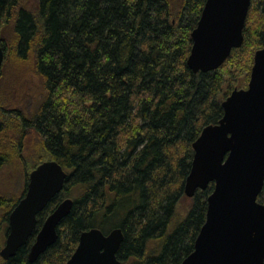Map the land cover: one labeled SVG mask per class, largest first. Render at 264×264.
<instances>
[{
	"label": "trees",
	"instance_id": "trees-1",
	"mask_svg": "<svg viewBox=\"0 0 264 264\" xmlns=\"http://www.w3.org/2000/svg\"><path fill=\"white\" fill-rule=\"evenodd\" d=\"M205 2L35 0L29 7L25 0H0V79L5 75L7 83L12 67L20 72L9 99L23 108L9 110L10 124L0 125V133L10 126L36 135L68 172L28 242L8 260L0 255V264H66L81 233L95 227L122 228V264H180L194 250L214 184L198 190L176 222L193 143L222 118V102L240 76L251 74L254 54L264 47V0H252L243 45L220 68L194 72L187 64L191 33ZM29 68L34 72L27 75ZM6 138L0 136V173ZM25 145L32 143L21 140ZM67 197L75 202L57 241L30 262L38 231ZM21 198L5 209L9 202L0 195L6 236Z\"/></svg>",
	"mask_w": 264,
	"mask_h": 264
},
{
	"label": "water",
	"instance_id": "water-1",
	"mask_svg": "<svg viewBox=\"0 0 264 264\" xmlns=\"http://www.w3.org/2000/svg\"><path fill=\"white\" fill-rule=\"evenodd\" d=\"M252 0H206L187 59L194 72L220 68L234 48L244 43ZM5 50L0 43V71ZM218 123L206 125L193 143L194 158L185 194L194 197L211 183L206 221L194 250L180 264H264V47L256 50L247 88H236L222 102ZM67 170L55 159L45 160L29 175L25 195L9 216V232L0 255L15 256L34 233L38 215L64 188ZM63 199L48 215L29 252L30 262L53 245L58 227L73 209ZM122 228L84 230L66 264H122L118 253Z\"/></svg>",
	"mask_w": 264,
	"mask_h": 264
},
{
	"label": "rangeland",
	"instance_id": "rangeland-1",
	"mask_svg": "<svg viewBox=\"0 0 264 264\" xmlns=\"http://www.w3.org/2000/svg\"><path fill=\"white\" fill-rule=\"evenodd\" d=\"M25 1L27 2L25 4L29 7H33L35 4V0ZM29 71L31 72L27 75H30L32 72H34L30 68ZM10 72L11 74L10 77H8L7 83L4 84L5 75H3V77L0 79V125H3L5 123L10 124V121L5 120V118L9 115L7 114L9 113V110L23 109L18 101L14 102V100H11L13 99L12 96L14 95V90L19 86V84H21L20 72L14 67H12V70ZM248 75L249 74L247 73L240 76L236 88L240 89L248 87L251 74L249 76ZM38 83L39 82L36 81L35 85H38ZM21 86L25 87L26 85L22 84ZM27 88L28 87L26 86V89ZM5 99H8V101L4 103ZM28 106H31V104L29 103ZM6 128L9 129L5 130V133H0V136L4 135L7 137L6 146L8 161L0 173V195L4 196L7 202H9L6 205L5 209L10 208L13 201L18 200L24 195L27 187V182H29V175L31 171L37 166V164L53 158L49 151L43 146L42 140L36 135L35 137H33L31 136V134H27L28 136L24 137L21 134L13 131L10 126ZM21 140H24V142L28 141L32 143V145H25L24 148H21ZM192 203V198L187 197L186 195L182 198L177 207L176 222L182 221L185 218ZM0 212L2 214V210H0ZM1 222L0 242L1 246L3 247L6 241V234Z\"/></svg>",
	"mask_w": 264,
	"mask_h": 264
}]
</instances>
